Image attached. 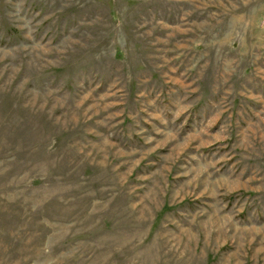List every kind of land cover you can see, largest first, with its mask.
<instances>
[{"label":"rangeland","instance_id":"rangeland-1","mask_svg":"<svg viewBox=\"0 0 264 264\" xmlns=\"http://www.w3.org/2000/svg\"><path fill=\"white\" fill-rule=\"evenodd\" d=\"M0 264H264V0H0Z\"/></svg>","mask_w":264,"mask_h":264}]
</instances>
